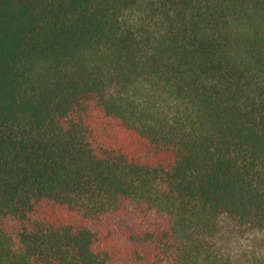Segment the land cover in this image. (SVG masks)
<instances>
[{"label":"trees","instance_id":"trees-1","mask_svg":"<svg viewBox=\"0 0 264 264\" xmlns=\"http://www.w3.org/2000/svg\"><path fill=\"white\" fill-rule=\"evenodd\" d=\"M0 264H264V0H0Z\"/></svg>","mask_w":264,"mask_h":264}]
</instances>
